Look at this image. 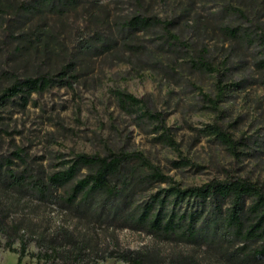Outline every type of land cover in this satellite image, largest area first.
I'll return each mask as SVG.
<instances>
[{"label": "rangeland", "instance_id": "obj_1", "mask_svg": "<svg viewBox=\"0 0 264 264\" xmlns=\"http://www.w3.org/2000/svg\"><path fill=\"white\" fill-rule=\"evenodd\" d=\"M136 16L172 22L171 32L188 47L173 44L162 26L130 30L124 23ZM234 30L237 36H232ZM242 32L253 42L239 36ZM261 35L264 0H0V92L15 77L55 74L71 62L78 75L72 88L34 93L26 105L19 98L0 105V163L20 152L25 161L13 159L17 171L27 168L33 175L47 176L74 154L141 152L183 187L234 175L264 188ZM218 82L226 91L214 110L205 96L217 97ZM120 93L133 94L163 113L181 153L197 167L177 166L178 153L163 144L154 123L122 105ZM214 124L243 141L239 157L206 135V127ZM93 170L83 167L78 178ZM168 187L143 185L138 200L146 202ZM12 195L6 193V206ZM5 223L49 235L59 226L73 229L77 222L56 203H39L28 194L21 206L10 208ZM88 231L101 249H169L118 222H90ZM6 242L0 234V264H43L29 254L20 262ZM262 245L254 241L250 250ZM37 250L30 244L29 253ZM99 264L126 263L107 259ZM254 264H264V256Z\"/></svg>", "mask_w": 264, "mask_h": 264}, {"label": "trees", "instance_id": "obj_2", "mask_svg": "<svg viewBox=\"0 0 264 264\" xmlns=\"http://www.w3.org/2000/svg\"><path fill=\"white\" fill-rule=\"evenodd\" d=\"M124 25L133 31L162 26L173 44L188 47L171 32L170 21L136 16ZM231 32L232 36H237V31ZM239 36L253 42L246 32ZM259 42L264 49V35ZM259 64L264 67V59ZM199 65L216 72L208 63ZM77 80L73 62L55 74L44 73L25 79L15 77L13 83L0 92V105L15 98L26 105L34 93L55 86L72 88ZM225 91L226 87L218 82L217 97L205 96L212 109L218 110ZM119 96L123 106L155 124L163 144L181 158L175 163L177 166L197 167L181 153L163 113L152 111L133 94L120 93ZM205 133L233 156H240L243 141L235 139L220 124L207 126ZM13 156L0 163V234L6 237V247L18 255L20 262L28 254L38 261L43 260V264H99L107 259L126 264H204L205 259L206 264H254L257 257L264 256V188L257 182L232 175L223 180L213 179L202 185L183 187L141 152L109 151L105 156L74 154L73 159L63 161L61 169L47 176L33 175L27 168L17 171L13 159L24 162L25 157L20 152ZM131 162H136L137 166H130ZM83 167L94 170L78 178ZM71 183L74 186L69 191L58 193L60 188ZM157 183L169 184V187L152 194L146 202H140L141 186ZM6 193L14 196L7 206ZM28 194L36 197L39 203H56L62 212L76 219V227L59 226L49 235L34 233L31 229L30 232L19 223L8 227L5 223L8 211L14 205L21 206L22 197ZM95 221L99 224L118 222L122 227L153 237L169 249H101L95 235L88 231L90 222ZM80 226L83 231L79 230ZM257 240L263 245L251 251L250 244ZM16 243L19 248H14ZM32 243L38 250L29 253Z\"/></svg>", "mask_w": 264, "mask_h": 264}]
</instances>
